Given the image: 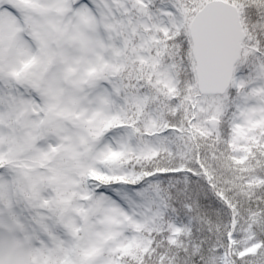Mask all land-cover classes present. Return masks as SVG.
I'll return each instance as SVG.
<instances>
[{
  "label": "snow or ice",
  "instance_id": "6c2138e0",
  "mask_svg": "<svg viewBox=\"0 0 264 264\" xmlns=\"http://www.w3.org/2000/svg\"><path fill=\"white\" fill-rule=\"evenodd\" d=\"M0 264H264V0H0Z\"/></svg>",
  "mask_w": 264,
  "mask_h": 264
}]
</instances>
